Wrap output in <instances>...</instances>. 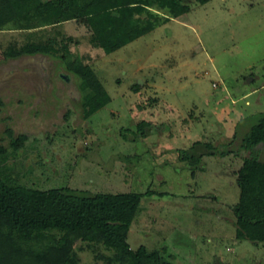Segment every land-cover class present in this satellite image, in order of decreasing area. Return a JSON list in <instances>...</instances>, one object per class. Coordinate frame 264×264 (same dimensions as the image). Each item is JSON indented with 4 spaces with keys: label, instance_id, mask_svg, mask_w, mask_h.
I'll return each mask as SVG.
<instances>
[{
    "label": "rangeland",
    "instance_id": "1",
    "mask_svg": "<svg viewBox=\"0 0 264 264\" xmlns=\"http://www.w3.org/2000/svg\"><path fill=\"white\" fill-rule=\"evenodd\" d=\"M178 1L186 14L147 8L138 17L153 21L154 31L109 55L90 45V30L79 22L53 27L34 19L32 29L21 30L28 24L17 20L0 31V145L9 143L6 129L27 137L18 153L0 159V180L39 193L152 191L128 228L131 250L158 251L166 264H264V243L237 240L231 211L247 152L204 155L196 169L178 160V151L198 141L237 149L264 113V0ZM57 32L72 37L73 59L94 72L111 99L87 119L81 105L92 92L80 91L58 59L4 60L10 49ZM141 121L150 129L134 141L125 131ZM13 239L26 264H130L101 240L62 230L27 238L14 232Z\"/></svg>",
    "mask_w": 264,
    "mask_h": 264
},
{
    "label": "trees",
    "instance_id": "2",
    "mask_svg": "<svg viewBox=\"0 0 264 264\" xmlns=\"http://www.w3.org/2000/svg\"><path fill=\"white\" fill-rule=\"evenodd\" d=\"M80 2L83 0L45 3L39 0H0V31L17 20L28 24L21 30L32 29L28 22L34 19L53 27L79 22L90 30V45L109 55L154 31L156 24L153 21L138 17L148 13L147 8L157 5L168 9L173 17H180L189 10L178 0H91L82 6ZM148 15L152 17L151 13ZM57 33V38L49 37L45 42H30L18 50L10 49L4 60L35 55L58 59L65 70L77 78L80 91L92 92L84 97L81 105L82 117L87 119L111 99L94 72L84 73L83 63L73 59L68 46L72 37L58 38L62 34ZM133 89L136 90V86ZM2 105L0 101V107ZM149 129L150 123L141 121L136 125V131L125 132H130L135 141L137 137H146ZM5 133L9 143L0 145V159L14 156L27 140L25 135L15 137L10 129ZM239 134L236 129L233 138L238 139ZM122 136L127 139L125 133ZM231 146L214 148L198 141L189 149L178 151V160L196 169L204 155L223 157L247 152L238 171V202L231 206L236 219L235 237L239 241L264 243V160L261 158L264 152V113H260L256 123L241 134L237 149H230ZM137 158L122 157L120 160L131 162ZM154 194L152 191L103 194L68 188L39 193L0 180V264H26L24 254L13 239L14 232L27 238L32 231L46 229L66 231L88 242L101 240L118 249L130 264H166L158 251L148 252L144 246L133 251L127 242L128 228L141 199ZM4 226L8 228L7 232L3 231Z\"/></svg>",
    "mask_w": 264,
    "mask_h": 264
},
{
    "label": "crops",
    "instance_id": "3",
    "mask_svg": "<svg viewBox=\"0 0 264 264\" xmlns=\"http://www.w3.org/2000/svg\"><path fill=\"white\" fill-rule=\"evenodd\" d=\"M66 24H68V23H66ZM130 44H131V43H130ZM246 78H247V77L245 76L243 80H245ZM250 82H252V79H249V80H248V83H250ZM252 92H254V91H252ZM251 96H253V94H251V93L249 94V93H248V94H245V95L243 96V98H249V97H251ZM246 104L248 105L249 103L246 102Z\"/></svg>",
    "mask_w": 264,
    "mask_h": 264
}]
</instances>
